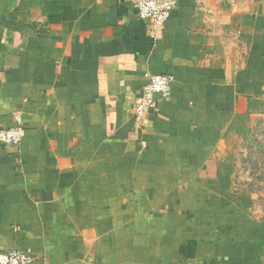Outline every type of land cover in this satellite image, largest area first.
<instances>
[{
    "label": "crops",
    "instance_id": "1",
    "mask_svg": "<svg viewBox=\"0 0 264 264\" xmlns=\"http://www.w3.org/2000/svg\"><path fill=\"white\" fill-rule=\"evenodd\" d=\"M133 1L0 0V126L25 127L0 145V251L264 264V197L238 169L264 123V0H178L161 25ZM161 73L171 94L136 117Z\"/></svg>",
    "mask_w": 264,
    "mask_h": 264
},
{
    "label": "built area",
    "instance_id": "2",
    "mask_svg": "<svg viewBox=\"0 0 264 264\" xmlns=\"http://www.w3.org/2000/svg\"><path fill=\"white\" fill-rule=\"evenodd\" d=\"M178 6V0H134L133 8L142 19L155 25L165 23ZM174 76L167 73L148 74L142 86L139 101L134 106V115L142 117L155 105V96L167 97L171 94ZM25 135L22 119L14 126H0V145L18 146ZM32 256L22 249L0 251V264H30Z\"/></svg>",
    "mask_w": 264,
    "mask_h": 264
},
{
    "label": "rangeland",
    "instance_id": "3",
    "mask_svg": "<svg viewBox=\"0 0 264 264\" xmlns=\"http://www.w3.org/2000/svg\"><path fill=\"white\" fill-rule=\"evenodd\" d=\"M225 9L228 10L227 7ZM238 159L239 185L264 197V123L262 121H258L255 134L248 140L246 149L241 152ZM257 202L259 205H264V198L263 200L259 198Z\"/></svg>",
    "mask_w": 264,
    "mask_h": 264
},
{
    "label": "trees",
    "instance_id": "4",
    "mask_svg": "<svg viewBox=\"0 0 264 264\" xmlns=\"http://www.w3.org/2000/svg\"><path fill=\"white\" fill-rule=\"evenodd\" d=\"M23 127H24V124L22 123ZM24 130H25V127H24ZM25 136V135H24Z\"/></svg>",
    "mask_w": 264,
    "mask_h": 264
}]
</instances>
